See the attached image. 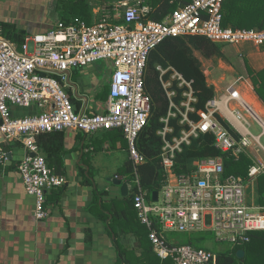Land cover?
Masks as SVG:
<instances>
[{
	"label": "built area",
	"instance_id": "1",
	"mask_svg": "<svg viewBox=\"0 0 264 264\" xmlns=\"http://www.w3.org/2000/svg\"><path fill=\"white\" fill-rule=\"evenodd\" d=\"M224 1L190 0L162 21H154L149 18L152 8L144 0H121L112 16L105 15L92 24L80 18L58 20L49 31L26 34L21 44L6 37L0 27V166L8 161L6 143H19L25 149L17 169L25 191L35 197L37 220L49 215L48 191L65 183V178L49 166L38 136L67 130L87 136L121 130L133 164V186L121 175L116 178L125 181L129 190L131 187L137 217L148 228L153 250L162 260L219 264L216 251L181 243L175 233L209 231L217 241L233 246L248 243L253 232L264 230V203L249 202L247 194L248 183L261 173L260 165H252L246 177L226 175L224 158L219 155L197 159L188 171L176 170L178 154L202 134H212L214 146L235 158L247 153L254 142L259 143L260 136L250 132L242 113L229 105L233 99L242 100L234 87L229 95L209 101L205 109H196L192 81L172 65H159L170 108L158 131L163 144L157 200L143 186L138 172V166L147 160L137 139L151 111L145 81L150 52L168 37L203 36L220 45L264 44V29L224 26ZM100 59L112 65L108 100L100 111L87 105L78 110L66 91V71ZM166 72L170 73L168 80L163 77ZM175 81L184 88L180 103L173 100L177 95ZM12 106L28 112L19 114ZM218 112L241 124L235 125L239 134L219 120ZM193 113L198 119L192 118ZM172 120L180 127L178 131Z\"/></svg>",
	"mask_w": 264,
	"mask_h": 264
},
{
	"label": "crops",
	"instance_id": "2",
	"mask_svg": "<svg viewBox=\"0 0 264 264\" xmlns=\"http://www.w3.org/2000/svg\"><path fill=\"white\" fill-rule=\"evenodd\" d=\"M87 1L94 20L97 18V12L93 8L96 4L92 3L93 0ZM97 1L103 4H100L102 7L111 3ZM10 3L7 7L0 8L2 32L3 23L12 25L16 32L21 31L24 36L28 33L46 32L58 20L65 19L57 8L58 0H14ZM76 15L70 13L68 17ZM78 16L72 20L81 18ZM229 45L234 50L228 52L223 47L221 51L228 59L229 67H237L244 73L241 75H246V81L249 79L247 65L256 71L264 68V44L258 46L245 42ZM106 61L108 69L105 78L109 82L112 65L109 60ZM202 65L208 83H218L217 79H211L206 73L208 71L204 69V64ZM235 70L236 68L234 72ZM69 71V75L66 74L71 84L68 82L66 91L70 97L81 102L80 108L87 105V108L90 106L100 111L104 103L99 104L92 99L103 81L97 78L93 64ZM236 78L237 76L234 80ZM234 80H231L232 83H236ZM243 103L246 105L247 101ZM249 104L258 112V117L253 115L263 126L264 132V111L259 110L257 102L256 106L250 102ZM259 104L264 106L260 99ZM12 108L19 114L28 112L27 109H18L14 106ZM219 115L227 121L233 131L239 134L236 126L241 127L240 123L230 121L227 115L224 116L221 112ZM246 121L249 126V121ZM119 132L120 130L99 131L87 136L80 131H64L63 167L57 171L52 160L48 157L46 159L50 167L65 178V183L48 191L46 208L49 215L41 221L34 216L35 197L25 191L17 169L25 149L19 143H12L11 163L0 166V264H119L120 246L134 249L136 256L141 254L142 249L133 231V223H138L137 212L127 206L128 202L123 204L126 201L125 197L132 196L131 189L129 190L127 185L128 194L123 195L119 186L108 181L119 175L117 168L120 164L121 152H126L129 159L128 143L125 137H120L121 132ZM257 145L263 147L260 141ZM243 154L248 155L252 160L250 167L252 165L262 167L261 173L248 185L253 186L250 195L254 198V202L263 204L257 178L264 175V162L257 159L250 149ZM95 190L107 193L96 202ZM113 213L116 215L115 220Z\"/></svg>",
	"mask_w": 264,
	"mask_h": 264
},
{
	"label": "trees",
	"instance_id": "3",
	"mask_svg": "<svg viewBox=\"0 0 264 264\" xmlns=\"http://www.w3.org/2000/svg\"><path fill=\"white\" fill-rule=\"evenodd\" d=\"M100 1L108 2L115 0ZM188 1L190 0H176L172 3L171 0H144V2L149 4L152 8L149 18L154 21H162L165 16L169 12L175 10L179 4ZM57 8L61 12L62 18H65L62 19L65 22L72 21V19L78 15H80L78 17H81L88 24L95 22L91 17V7L87 0H58ZM70 13L78 15L69 18L68 15ZM223 15L224 26L264 29V0H225L223 3ZM2 26L6 37L10 38L17 44L23 42L24 35L21 31L16 32L15 28L7 23H3ZM196 50L201 51L205 57H211L214 54L221 57L223 56L220 44L214 43L203 36H184L166 38L150 52L148 57L145 81L146 89L151 96V111L148 124L142 130L137 139V146L140 152L147 158L145 163L138 166V172L141 176L143 186L150 191H156L160 188L162 170L159 155L163 142L158 131L164 126L161 118L167 115L170 108V98L163 87L159 65L163 68L172 65L179 70L186 79L192 81L194 94L197 97V101L194 104L196 109H205L208 102L213 100L216 96L215 87L208 83L206 74L203 70L202 61L195 53ZM247 71L250 79H252L257 96L264 103V68L256 71L247 65ZM163 77L168 80L170 73L166 72ZM173 88L177 92V95L173 100L180 103L184 88H179L176 81L173 83ZM105 90H107V86L104 87V91ZM109 94L110 91L108 92V96ZM108 96H106V98ZM71 100L76 104L77 109L79 110L81 102L76 101L74 97H71ZM191 116L194 119H198L196 113H193ZM217 117L233 131L227 121H225L219 114H217ZM172 124L175 126L176 131L180 129L175 120H172ZM120 135L121 138H124L122 132ZM38 144L43 154L55 164L56 170L60 171L61 167L64 165V131L40 134L38 136ZM5 145L11 148L12 143H6ZM219 155L224 158L226 175L234 174L243 177L248 175L249 167L253 163L248 155L241 154L237 159L230 155V153L222 152L214 146V136L210 133L202 134L199 137L194 138L190 145H186L183 148L182 152H180L177 157L176 170L180 172L188 171L194 168V163L197 159ZM125 169L132 177L133 164L130 159L125 162ZM257 184L261 203H263L264 175L258 176ZM106 193L107 192L105 191L99 192L98 190H95L96 202H98L99 198ZM125 199L126 201L128 200V206L135 210L132 196L125 197ZM103 207L105 208L106 206L103 204ZM113 219H116L114 213ZM133 224V231L137 236L139 247L142 249L141 254L136 256L134 249L120 246L118 254L119 264H171L170 260H162L154 252L152 242L149 239L148 228L142 224L139 219L138 223ZM207 236L208 232L194 234L184 233L183 235V237L188 238V241L185 243H193L195 245L200 244L198 242H205ZM239 249L245 251L243 258L237 256V251ZM217 253L219 264H264V230L253 232L251 234V240L246 244L233 245L228 249Z\"/></svg>",
	"mask_w": 264,
	"mask_h": 264
},
{
	"label": "rangeland",
	"instance_id": "4",
	"mask_svg": "<svg viewBox=\"0 0 264 264\" xmlns=\"http://www.w3.org/2000/svg\"><path fill=\"white\" fill-rule=\"evenodd\" d=\"M13 1L14 0H0V8L7 7L8 5L11 4L10 2H13ZM110 2L111 3H109L107 6L102 7L100 6L101 3H99V1L93 0L92 3H94V5L96 4V6L93 8H95L94 11L97 12V15H96L97 18L94 19L95 21L101 20L105 15L112 16L113 8L115 4L119 1H117L116 3H114L113 1H110ZM97 3L99 4L97 5ZM223 47L228 52L234 50V48L230 45H220L221 50ZM30 49L32 50V44L30 45ZM195 53L201 59L202 64H204V69L208 71L206 73L209 76H211V79L212 78L217 79L218 83H211L215 86V89H216L215 98L221 99L225 95L230 94V91H229L230 88L237 87V90L241 94L242 100L240 102L238 100L233 99L229 102V105L232 108H236L237 110H239L242 113L243 117L249 121L250 123L249 130L254 136L261 135L259 141L261 145L264 147L263 126L259 123L257 119H255L256 117L253 115V113L248 110L249 109L248 105H244V103L242 102V101H249L254 106H256V102H257L260 108L259 110L264 111V106L262 104H259V99H257L259 97H257V94L254 90V84L252 82V79H250L249 77L248 81H246V78H245L246 75L245 76L241 75L244 73L240 72L237 69V67L233 66L234 68H236L234 72V68L229 67V62H228V59L225 57V55L221 57L217 54H214L211 57H205V55H203L202 52L199 50H196ZM92 64H93V70L95 71L97 78L103 81V84L100 86L98 92L96 93L95 97L92 100L93 102L103 104L108 98V97L106 98V96H108V92L110 91V83L108 82V79L105 78L106 71L108 69V63L106 60L100 59ZM235 75L237 76L236 80H234L236 77ZM231 80H234L236 83H232ZM108 85H109V89H108ZM105 86H107V90L104 91ZM87 111H90V109H88ZM257 144L254 142V145H252L249 149L251 153L257 159H260L264 162V148L261 146H258ZM121 153L122 154L120 156V164H119V167L117 168V171L119 172V175L124 177V180L129 181L130 186L132 187L133 182L131 180V175L125 169V161L128 160L127 159L128 154L126 152H121ZM252 190H253V186L249 184L247 188V192L249 194V197H248L249 202H254V198L250 195L252 194ZM126 202L127 201L123 202V204H125ZM254 212H260V211L254 210ZM175 234L178 237L177 241L181 243H185L188 241L187 237H183L184 233H175ZM198 243H200L198 245L202 246L203 248H208L216 252H221L231 247V244L229 243L217 241L212 232L208 233L207 240L205 242L203 243L198 242Z\"/></svg>",
	"mask_w": 264,
	"mask_h": 264
},
{
	"label": "water",
	"instance_id": "5",
	"mask_svg": "<svg viewBox=\"0 0 264 264\" xmlns=\"http://www.w3.org/2000/svg\"><path fill=\"white\" fill-rule=\"evenodd\" d=\"M66 73L69 75L70 71H66ZM68 82L70 83V80L69 79H68ZM5 150L8 152L7 153V157H8L7 163H11L12 158H13V154H12L11 151H9V148L8 147H5ZM108 181H112L115 185L119 186L120 189H121V193L123 195H127L128 194V186H127V183L126 182H123L121 179H117V178L109 179ZM152 198L154 200H157V198H158V191H154L152 193ZM244 255H245V251L243 249H239L237 251V256L239 258H243Z\"/></svg>",
	"mask_w": 264,
	"mask_h": 264
},
{
	"label": "bare ground",
	"instance_id": "6",
	"mask_svg": "<svg viewBox=\"0 0 264 264\" xmlns=\"http://www.w3.org/2000/svg\"><path fill=\"white\" fill-rule=\"evenodd\" d=\"M246 105H248L250 111H251L256 117H258V112L256 111V109H253V108L251 107V105L249 104L248 101H247Z\"/></svg>",
	"mask_w": 264,
	"mask_h": 264
}]
</instances>
